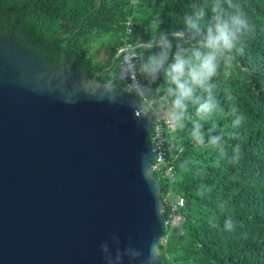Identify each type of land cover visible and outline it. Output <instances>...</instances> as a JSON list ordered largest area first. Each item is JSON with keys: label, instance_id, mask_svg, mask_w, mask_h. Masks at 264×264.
<instances>
[{"label": "water", "instance_id": "1", "mask_svg": "<svg viewBox=\"0 0 264 264\" xmlns=\"http://www.w3.org/2000/svg\"><path fill=\"white\" fill-rule=\"evenodd\" d=\"M77 31L54 66L0 35V264H165L150 117L71 71Z\"/></svg>", "mask_w": 264, "mask_h": 264}, {"label": "trees", "instance_id": "2", "mask_svg": "<svg viewBox=\"0 0 264 264\" xmlns=\"http://www.w3.org/2000/svg\"><path fill=\"white\" fill-rule=\"evenodd\" d=\"M239 2L254 31L247 37L243 52L236 53L233 64L222 68L214 78L222 110L204 124L205 141L208 135L223 134L227 157L221 158L207 143L196 145L189 136L190 122L185 129L176 130L171 153L176 179L171 182L163 177L165 184L160 180V197L167 219L174 194L182 195L185 206L180 212L185 219L177 227H168L167 243L159 244L165 264H264V0ZM206 3L0 0V35H12L43 66H54L61 62L67 41L82 24L70 42L71 71L75 75L84 71L90 79L102 83L120 84L117 49L131 19L132 40L146 52L157 32L181 28L192 5ZM97 38L109 43L105 47L108 65L98 62L90 52ZM154 87L162 89L163 78ZM233 110L244 117L238 127L232 125ZM194 111L190 106L193 118ZM236 144L241 146V158L233 163L230 158ZM229 216L234 221L232 230L224 227Z\"/></svg>", "mask_w": 264, "mask_h": 264}, {"label": "clouds", "instance_id": "3", "mask_svg": "<svg viewBox=\"0 0 264 264\" xmlns=\"http://www.w3.org/2000/svg\"><path fill=\"white\" fill-rule=\"evenodd\" d=\"M182 27L161 30L150 41L146 52H137L129 69L124 64L118 80L109 82L106 91L109 101L126 96L134 115L140 120L159 116L162 111L170 125L183 130L190 122L189 136L196 145L207 143L221 158L227 157L223 134L208 135L205 141L204 124L221 111L213 83L222 68L230 67L236 53L243 52L247 37L254 31L239 0H207L204 5L193 4L185 13ZM133 74L136 78L133 79ZM163 78L164 87H154ZM123 89V92L121 91ZM163 92L166 103L160 99ZM144 101L142 104L141 101ZM194 108V118L190 112ZM233 127L241 125L244 117L233 110ZM214 131V130H213ZM241 158V146L232 148L231 162ZM227 230L234 228L229 216ZM118 259H121L119 255ZM158 256L152 253L147 264H155Z\"/></svg>", "mask_w": 264, "mask_h": 264}, {"label": "built area", "instance_id": "4", "mask_svg": "<svg viewBox=\"0 0 264 264\" xmlns=\"http://www.w3.org/2000/svg\"><path fill=\"white\" fill-rule=\"evenodd\" d=\"M135 3V0H132ZM132 19L128 23V28L126 34L123 38L122 44L118 47L117 55L119 56V75L121 73L122 67L124 64L128 65L130 69L132 67L131 61L132 57L137 55L139 52H143L140 47L135 44L132 40ZM136 48L135 52L133 48ZM118 75V76H119ZM136 76L133 74V79ZM162 102L166 103L167 101L164 98V95L160 96ZM143 104L144 101L142 100ZM151 120V135L150 142L152 145V167L150 171L156 175L159 171H163V176L169 178L171 182L175 181V160L171 156L173 149L176 145V129H174L170 123L165 118L163 111L159 116H150ZM185 206V198L182 195L174 194V200L171 203V207L168 210V217L165 219V231L161 236L160 243L166 244L169 238V235L166 234L168 227L170 229L177 227L185 219L184 215L180 212V209Z\"/></svg>", "mask_w": 264, "mask_h": 264}, {"label": "rangeland", "instance_id": "5", "mask_svg": "<svg viewBox=\"0 0 264 264\" xmlns=\"http://www.w3.org/2000/svg\"><path fill=\"white\" fill-rule=\"evenodd\" d=\"M97 41H95L92 44V47L90 49V52L92 54V56L100 63L104 64V65H108L109 63V52L107 50H105V47L109 44L107 42V40L105 38H97ZM108 61V62H107ZM107 62V63H106ZM108 67V66H107ZM101 76L103 77L104 74H101ZM156 177L159 179V181L161 180L164 184H165V179L163 178V171H159L156 174Z\"/></svg>", "mask_w": 264, "mask_h": 264}]
</instances>
